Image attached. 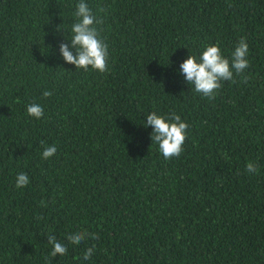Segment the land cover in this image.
<instances>
[{
	"label": "trees",
	"instance_id": "trees-1",
	"mask_svg": "<svg viewBox=\"0 0 264 264\" xmlns=\"http://www.w3.org/2000/svg\"><path fill=\"white\" fill-rule=\"evenodd\" d=\"M79 2L0 0V264H264V0H85L104 73L60 52ZM241 38L248 82L196 93L180 64L210 45L231 60ZM153 111L188 123L179 157L153 143Z\"/></svg>",
	"mask_w": 264,
	"mask_h": 264
},
{
	"label": "clouds",
	"instance_id": "clouds-1",
	"mask_svg": "<svg viewBox=\"0 0 264 264\" xmlns=\"http://www.w3.org/2000/svg\"><path fill=\"white\" fill-rule=\"evenodd\" d=\"M76 21L71 27V48L68 43L60 44V52L63 59L68 63L75 65L77 70L85 71L92 69L104 73L108 70V45L100 37L97 25L103 21L98 19L90 9L85 0H80L76 5V11L73 14ZM69 39V38H68ZM72 49H75V53ZM249 45L246 38H241L235 50L231 54V60L226 58L218 45L207 46L199 58L190 55L180 64V70L188 84L194 91L209 99H215L218 90L222 87V82L231 81L236 83L234 72L240 75L242 82L247 83L248 77L243 76V72L250 66L248 59ZM234 70V71H233ZM52 95L51 91H45L43 96L48 98ZM29 116L39 120L44 116V108L40 104L32 103L27 106ZM153 128L152 140L158 145L162 156L171 160L173 157H179L183 152V145L187 138V129L189 125L182 121L180 115L170 114L167 118L158 115L153 111L147 114L145 127ZM57 152L55 145L46 146L42 153L44 159H50ZM246 172L249 174L257 171V165L249 162L246 165ZM30 183L27 173H18L16 176V187L18 189L26 187ZM89 235L92 239H97L96 234H89L86 231H79L67 236L71 244H80ZM48 244L52 246L50 255L56 257L67 253L68 248L65 244L57 240V237L48 235ZM93 248H88L82 259L87 261L93 255Z\"/></svg>",
	"mask_w": 264,
	"mask_h": 264
}]
</instances>
